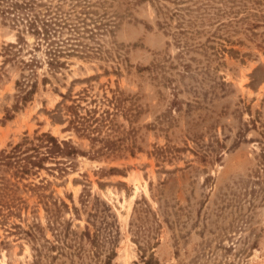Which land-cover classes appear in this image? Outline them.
<instances>
[{
  "label": "rangeland",
  "instance_id": "obj_1",
  "mask_svg": "<svg viewBox=\"0 0 264 264\" xmlns=\"http://www.w3.org/2000/svg\"><path fill=\"white\" fill-rule=\"evenodd\" d=\"M177 2L162 1L182 9V24L165 26L156 2L109 0L118 23L101 52L69 57L55 76L43 63L32 99L9 119L28 70L16 57L2 65L0 149L48 131L91 152L61 111L63 95L83 89L101 107L121 91L129 111L114 116L116 154L77 155L61 175L39 169L22 181L0 224V264H104L110 251L112 264L151 253L160 264H264V0ZM17 25L27 43L18 57L28 59L33 37L26 20ZM18 28L0 17V65ZM134 181L144 186L126 210ZM56 215L70 225L50 227Z\"/></svg>",
  "mask_w": 264,
  "mask_h": 264
},
{
  "label": "trees",
  "instance_id": "obj_2",
  "mask_svg": "<svg viewBox=\"0 0 264 264\" xmlns=\"http://www.w3.org/2000/svg\"><path fill=\"white\" fill-rule=\"evenodd\" d=\"M109 0H0V17L3 20H10L18 28L17 22H28V34L33 37L31 44L28 43V59L18 57L21 51V43L27 44L23 29H17L16 41L6 46L8 56L0 65V77L2 65L16 57L22 70L27 69L28 73H22L21 78L15 81L17 87L16 101L11 109H7L6 119L12 117L10 111L18 110L20 105L30 101L38 88L37 68L43 63L47 71L55 76L60 70L67 66V59L72 56L80 58H91L101 52V37L105 34H112L117 26V12H110L106 5ZM114 1V0H112ZM152 1L158 3L159 11L166 15L161 24L169 26V20L173 17L184 15L181 8L170 9L163 0H129L130 4ZM173 3L180 0H166ZM166 10V11H162ZM188 11V8H185ZM181 21L178 22L180 26ZM184 34L185 30L179 31ZM224 50V49H223ZM43 57L38 56V52ZM232 51V49H229ZM48 80L43 75L42 81ZM121 91L114 90L111 97L104 96L101 107L95 95H89L87 89H83L76 97L63 95L70 103H61L63 122H67L65 131H73L76 135L85 137L91 144V152L82 151L74 145L71 139H59L48 131H35L33 135L25 134L22 139L9 144L6 148L0 149V224L7 222L10 215L15 213L17 191L23 180L28 175L35 174L39 169L57 171L60 175L65 173L72 164L71 159L77 155H89L92 158L103 155L116 154L120 149L119 135L113 136L116 132L114 116L123 112L126 116L129 109L122 106ZM90 96L89 98H87ZM85 100V104L82 101ZM101 101V100H100ZM119 133V132H118ZM133 146V145H132ZM129 147L131 154H134L133 147ZM49 162V165H45ZM112 170H117L113 169ZM24 186H27L23 183ZM56 205V202H53ZM60 205L66 206L62 201ZM49 206L47 207V210ZM76 209V208H75ZM51 217V215H50ZM51 225L67 224L68 220L60 221L58 216L50 219ZM28 234V230L25 231ZM33 236V235H32ZM34 237V236H33ZM112 251L107 255L108 259L104 264L111 263ZM144 257V256H143ZM143 264H160L151 253Z\"/></svg>",
  "mask_w": 264,
  "mask_h": 264
},
{
  "label": "bare ground",
  "instance_id": "obj_3",
  "mask_svg": "<svg viewBox=\"0 0 264 264\" xmlns=\"http://www.w3.org/2000/svg\"><path fill=\"white\" fill-rule=\"evenodd\" d=\"M139 185H141V187L144 186L143 183H140L138 181H134L133 182V191H132V193L130 194L129 197L124 198V202L123 203H119L121 205V208H125L127 210L130 207V202L134 198L135 192L139 189ZM108 193L110 194V197H113L110 192H108ZM124 203H126V205H124Z\"/></svg>",
  "mask_w": 264,
  "mask_h": 264
}]
</instances>
